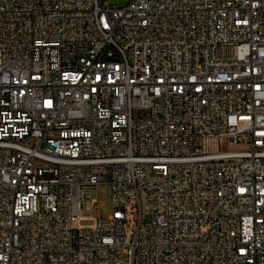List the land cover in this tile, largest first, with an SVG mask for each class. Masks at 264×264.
Segmentation results:
<instances>
[{
	"label": "built area",
	"instance_id": "2783aa9c",
	"mask_svg": "<svg viewBox=\"0 0 264 264\" xmlns=\"http://www.w3.org/2000/svg\"><path fill=\"white\" fill-rule=\"evenodd\" d=\"M0 264H264V0H0Z\"/></svg>",
	"mask_w": 264,
	"mask_h": 264
},
{
	"label": "rangeland",
	"instance_id": "374dc122",
	"mask_svg": "<svg viewBox=\"0 0 264 264\" xmlns=\"http://www.w3.org/2000/svg\"><path fill=\"white\" fill-rule=\"evenodd\" d=\"M110 5L114 8L124 7L129 0H109ZM112 213L111 201L108 196V190L106 186H99L97 188V203L95 208L86 215L90 221L83 223V226H90L93 224L92 221L105 219L109 217ZM146 224L151 223V218L149 216L145 217ZM118 256L121 259H126V257L122 253H118Z\"/></svg>",
	"mask_w": 264,
	"mask_h": 264
}]
</instances>
